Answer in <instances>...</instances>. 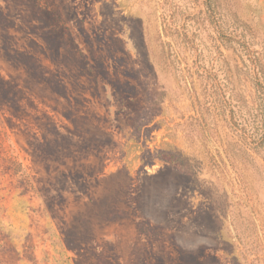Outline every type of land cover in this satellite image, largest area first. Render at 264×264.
I'll return each instance as SVG.
<instances>
[{"label": "rangeland", "instance_id": "rangeland-1", "mask_svg": "<svg viewBox=\"0 0 264 264\" xmlns=\"http://www.w3.org/2000/svg\"><path fill=\"white\" fill-rule=\"evenodd\" d=\"M205 1L0 0V264H98L91 235L112 264H264V150L232 122L257 105L264 0H213L231 45Z\"/></svg>", "mask_w": 264, "mask_h": 264}, {"label": "trees", "instance_id": "trees-1", "mask_svg": "<svg viewBox=\"0 0 264 264\" xmlns=\"http://www.w3.org/2000/svg\"><path fill=\"white\" fill-rule=\"evenodd\" d=\"M205 4L208 10V13L212 17L213 23L217 28L220 41L226 45H231L233 44V42L239 43V41H237L236 38L232 36L231 37L228 36L229 33H227V29L223 23V20H221L219 15H217L219 14V12H218V8L215 2L213 3V0H206ZM40 11L41 9H38L36 10V13L37 14L41 13ZM46 11L47 10H44L43 15L48 13V14H51L52 17L50 16L49 19H45L44 17H42V21H45V24H46L45 26H47V23H48L51 29L49 31H45V30L42 31L43 39H45L48 42L51 48L55 47V49H57L58 48L57 39L61 35H64V39L65 40L68 39L67 43L70 47H72V51H75L76 43L74 42L72 37L68 35V32L60 30L58 32V36L57 35L49 36L51 32H53L55 29H60L61 27L59 25V20L56 17L58 16L57 13L51 12V11L46 12ZM177 13H178V9L175 8L174 5H172L171 3H168V4L166 3V5H164V17H163L164 32H167L168 30H174L178 32V34L181 33V31L177 29V25H174L175 27L172 26L174 18L177 15ZM240 27L241 26L236 27L231 32H234V31L237 32V30H239ZM184 30L185 31H183V34L187 37L188 33L186 31V28ZM236 34H240V35H236ZM235 35L241 36L244 40V43L247 42V38L245 36V32L243 29L238 31V33H235ZM189 40L194 46L193 39H189ZM73 56L76 58L78 57V54L75 52ZM254 61L256 64L254 66L253 83H254V86L257 92V105L251 108V110L253 111L251 113L252 115L251 121L249 122L248 119H244V124L238 123V122L236 123L237 121V118L235 117V107L236 106L233 105L232 106V122L233 124H236V126L238 125V127L242 125V128L244 130L243 135L248 139V141L250 138L251 139L250 144L253 146L252 148L256 150L257 152H260L261 150H264V76L258 67V64H257L258 59L256 55H254ZM31 67L35 73L42 75L44 77L48 73V76H46L45 78H47L48 83L50 84L51 88L54 91L60 94H64L65 96H68V97H70L73 94L74 91L72 89H70L63 82H59L53 79L52 73L50 72V70L46 68H42L40 65H38V62L33 61L31 63ZM213 89H214V85H213ZM218 101L221 104H224V102L227 103V100L225 98L223 99V97L218 99ZM248 127H250V129H248ZM92 200H93L94 205H97V202H96L97 200L94 198H92ZM106 212H107L106 218H112V219H118L120 217H124L126 214L122 208H119L117 206H113L112 208L106 210ZM90 242H92L91 243L92 246L89 248L90 249L89 252L92 254V256L96 255L97 263L98 264H112L110 257L107 255V249H106L107 242L99 240L95 236H92V235L90 236Z\"/></svg>", "mask_w": 264, "mask_h": 264}]
</instances>
